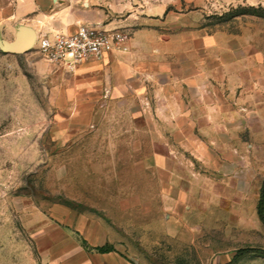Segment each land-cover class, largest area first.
<instances>
[{
    "label": "rangeland",
    "instance_id": "1",
    "mask_svg": "<svg viewBox=\"0 0 264 264\" xmlns=\"http://www.w3.org/2000/svg\"><path fill=\"white\" fill-rule=\"evenodd\" d=\"M132 1L171 20L174 71L195 51L230 104L248 103L246 119L257 108L246 100L264 101V0ZM226 72L244 84L236 96ZM84 95L75 70L51 66L35 47L0 48V264H92L98 237L136 264H226L239 248H264V141L248 119L228 153L197 133L201 151L189 134L173 139L169 124L142 121L135 105L129 122L85 106Z\"/></svg>",
    "mask_w": 264,
    "mask_h": 264
},
{
    "label": "crops",
    "instance_id": "2",
    "mask_svg": "<svg viewBox=\"0 0 264 264\" xmlns=\"http://www.w3.org/2000/svg\"><path fill=\"white\" fill-rule=\"evenodd\" d=\"M134 3L132 0H0V34H7L8 41H12L19 25L31 27L36 38L40 32L73 33L80 24L130 29L128 50L107 51L75 69L77 83L86 93L85 106L101 114L108 108L110 116H121L123 112L125 120L132 122L135 105L141 108L142 121L169 124L168 131L163 134L170 132L173 139L189 134L192 148L202 147L201 151H207L208 145L198 144L197 133L228 153V140L241 138L247 119L253 125L254 139L264 141V109L259 112L260 106L264 108V101L250 96L246 101H251L252 105L256 102L257 108L254 107L246 119L240 108L249 106L248 103L243 98L234 102L236 105L230 104V98H226L228 91L225 93L212 81L213 69H197L195 51L188 54L187 69L174 71V49L169 44L178 41L176 37L180 39V36L167 33L166 27H173L171 20L150 15L148 7L137 8ZM159 24L164 25L161 26L164 29L158 27ZM192 42L196 43L194 35ZM177 58L179 61L180 55ZM47 62L51 66L59 65ZM37 63L39 67L46 66L45 60ZM224 75L230 82L231 95L235 93L236 96L239 88L244 87L243 82L236 72ZM91 243L92 252L87 253L92 257V264H136L115 246L108 252L97 251L96 246L112 245L103 237ZM83 255H86L84 249Z\"/></svg>",
    "mask_w": 264,
    "mask_h": 264
},
{
    "label": "built area",
    "instance_id": "3",
    "mask_svg": "<svg viewBox=\"0 0 264 264\" xmlns=\"http://www.w3.org/2000/svg\"><path fill=\"white\" fill-rule=\"evenodd\" d=\"M129 39L122 29L80 24L73 33L40 32L34 46L50 62L75 70L86 60L100 58L107 51L128 50Z\"/></svg>",
    "mask_w": 264,
    "mask_h": 264
},
{
    "label": "trees",
    "instance_id": "4",
    "mask_svg": "<svg viewBox=\"0 0 264 264\" xmlns=\"http://www.w3.org/2000/svg\"><path fill=\"white\" fill-rule=\"evenodd\" d=\"M240 12L242 10L244 11H257L255 10L256 8H244L243 6H240ZM246 13V12H243ZM253 13V12H251ZM256 13V12H254ZM258 214L260 219L262 220V222L264 223V181H263V185L261 188V194H260V199L258 202ZM97 251L99 252H108L114 249V246L112 245H102V246H96L94 247ZM251 254H256V255H260L264 257V248L261 247H256V246H248V247H242L239 248L237 250H235V252L233 253L231 259L226 263V264H237L242 258H244L245 256L251 255Z\"/></svg>",
    "mask_w": 264,
    "mask_h": 264
},
{
    "label": "water",
    "instance_id": "5",
    "mask_svg": "<svg viewBox=\"0 0 264 264\" xmlns=\"http://www.w3.org/2000/svg\"><path fill=\"white\" fill-rule=\"evenodd\" d=\"M35 41V31L29 26L19 25L12 41L0 38V48L9 53H23L31 50Z\"/></svg>",
    "mask_w": 264,
    "mask_h": 264
}]
</instances>
